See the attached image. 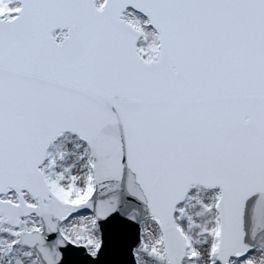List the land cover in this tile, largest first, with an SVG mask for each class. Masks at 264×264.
Here are the masks:
<instances>
[{
	"label": "snow or ice",
	"instance_id": "snow-or-ice-1",
	"mask_svg": "<svg viewBox=\"0 0 264 264\" xmlns=\"http://www.w3.org/2000/svg\"><path fill=\"white\" fill-rule=\"evenodd\" d=\"M0 264H264V0H0Z\"/></svg>",
	"mask_w": 264,
	"mask_h": 264
}]
</instances>
